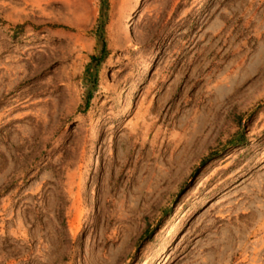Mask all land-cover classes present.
Instances as JSON below:
<instances>
[{"label":"rangeland","instance_id":"374dc122","mask_svg":"<svg viewBox=\"0 0 264 264\" xmlns=\"http://www.w3.org/2000/svg\"><path fill=\"white\" fill-rule=\"evenodd\" d=\"M0 264H264V0H0Z\"/></svg>","mask_w":264,"mask_h":264},{"label":"trees","instance_id":"16d2710c","mask_svg":"<svg viewBox=\"0 0 264 264\" xmlns=\"http://www.w3.org/2000/svg\"><path fill=\"white\" fill-rule=\"evenodd\" d=\"M56 27H62L60 25H56ZM95 30H100V25H96V28ZM104 53H105V44H104V41L101 39V49H100V56H97V55H92L90 58H91V61L95 62V63H98L99 62V59L102 58L104 56ZM88 100H89V95H88V98H87V103H88Z\"/></svg>","mask_w":264,"mask_h":264},{"label":"bare ground","instance_id":"6f19581e","mask_svg":"<svg viewBox=\"0 0 264 264\" xmlns=\"http://www.w3.org/2000/svg\"><path fill=\"white\" fill-rule=\"evenodd\" d=\"M129 28H130L129 24L126 23L124 29H129ZM96 164H97V160H96V158H94V159L92 160V166H94V165H96Z\"/></svg>","mask_w":264,"mask_h":264}]
</instances>
